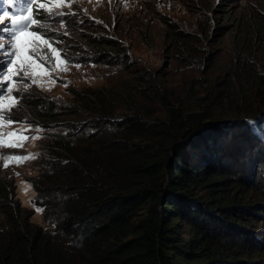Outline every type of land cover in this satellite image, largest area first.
I'll use <instances>...</instances> for the list:
<instances>
[{"label": "trees", "instance_id": "1", "mask_svg": "<svg viewBox=\"0 0 264 264\" xmlns=\"http://www.w3.org/2000/svg\"><path fill=\"white\" fill-rule=\"evenodd\" d=\"M178 1L207 19L195 33L158 15L174 63L195 54L198 33L215 42L231 28L236 60L252 33L264 35L262 10L244 17L221 0ZM90 34L95 61L130 73L125 43L101 29ZM243 63L226 66L221 85L200 84L203 92L192 87L196 77L176 90L141 71L51 100L35 116L43 131L37 173L27 177L50 227L32 220L0 174V264H264L261 180L256 172L237 180L243 161L234 171L226 159L231 130L251 135L248 118L263 106L264 81H255L256 98L235 83Z\"/></svg>", "mask_w": 264, "mask_h": 264}, {"label": "rangeland", "instance_id": "2", "mask_svg": "<svg viewBox=\"0 0 264 264\" xmlns=\"http://www.w3.org/2000/svg\"><path fill=\"white\" fill-rule=\"evenodd\" d=\"M221 2L234 6L233 10L239 16L253 17L255 11H264V0H221ZM26 3L27 0H14L11 4L8 0H0V17H3L5 12L12 15L19 14L18 9ZM40 3H44L46 8L41 10L38 19L48 23L50 30L47 35L56 41L53 44L54 48L63 50L61 56L69 61L68 71H59V68L64 66L59 57L54 61L57 70L49 72L48 65L41 64L38 58L29 60L27 55L21 54L23 59L31 65L29 72L34 74L37 83L27 81L30 85L27 89L24 88L23 83L19 85L23 98L18 103L12 99V96H19L20 92H14L11 95L5 93L2 104H0V112L5 114V119L0 120V145H2L0 146V157L28 156L29 154H34L36 157L38 142L43 131L39 124L40 120L35 117L36 114L42 108H46L51 100H68L72 89L113 87L145 71L150 77L159 79L168 88L176 90H179L181 86L192 85V78L196 77L199 80L195 81L192 87L203 92L205 88H202L200 84L212 82L221 85L223 80L221 77L224 78L226 74L225 67L233 65L238 60L245 61L243 69L246 74L241 77L242 79H236L235 83L238 87L242 84L241 88L247 92L246 97L248 95L249 98H256L255 81H264V35L261 38L259 33H252L250 44L245 42L240 47V53L237 55L240 57H237V60L234 50L239 46L240 40L233 41L231 28L222 37L214 36L212 39L215 42H210L211 38L207 40L198 33L201 42L195 54L188 56L184 63L176 61L174 63L172 52L167 48L164 26L158 19V15L163 14L168 18L178 20L186 29H192L195 33L197 26L207 19L203 16L197 19L178 0H74L70 8L54 6L50 0H38L37 5L33 7V12ZM48 9L53 13L72 11L76 15L62 17L67 25L62 29L58 23L61 17H57L56 21L46 19L44 12ZM223 23L225 21L221 20L219 24ZM230 23L226 22V24ZM9 24L10 21L5 17L0 21V28H7ZM91 29H101L102 32L115 36L125 43L131 65L135 70L128 68L130 71L128 73L126 70H120L119 67L95 61L92 56L94 51L87 43L92 37ZM141 29L148 32L146 36L148 39L141 34ZM0 36H5V33L0 32ZM253 36L260 37V39L253 38ZM8 42L7 38L0 41V43ZM41 47L45 52L49 51L46 45L41 44ZM20 63L21 60L17 58V64ZM2 64L3 60L0 59V65ZM77 64L80 65L79 69L76 67ZM12 67L15 72L16 66ZM229 72L231 73L230 70ZM8 75L11 78V74ZM66 83L67 86H65ZM11 86L16 87L15 83ZM215 91H218V88ZM262 97L261 112L254 118H248L252 134L248 135L247 129L243 127H235L231 130L226 159L232 160L234 171L240 169V161H243V168L240 172L245 176L240 177L239 173L232 175L237 180H248L256 172L257 179L261 180V190L264 192V96ZM243 105L245 103L232 106L231 112ZM9 108H11V120L19 123L7 121ZM226 118L225 120H230ZM37 127L42 131L36 132ZM16 129H30V131L9 135ZM25 137L28 138L25 139ZM33 137L38 138L33 139ZM13 142H18V146L9 147L8 145ZM34 161L35 159H29L18 163L9 160L7 161L8 166L5 167L3 166L5 160L0 159V174L14 181L17 198L23 206L33 209L32 220L49 228L50 226L42 218L41 211H37L40 207L32 203L34 191L27 181V177L37 173ZM251 167L255 169L253 172H251ZM26 184L30 185L29 188L28 186L23 187Z\"/></svg>", "mask_w": 264, "mask_h": 264}, {"label": "snow or ice", "instance_id": "3", "mask_svg": "<svg viewBox=\"0 0 264 264\" xmlns=\"http://www.w3.org/2000/svg\"><path fill=\"white\" fill-rule=\"evenodd\" d=\"M14 0H8V3H13ZM38 0H27L26 4H23L19 9L16 15H12L8 12L3 14V17H0L2 21L5 17L8 18L10 24L7 28H0V32H4L5 36H0V41L7 38L8 43H0V59L3 60V64L0 65V104H2L3 97L5 93L11 95L14 92H20L19 85L24 84V88L27 89L30 85L27 81L31 83H37L34 74H30L29 69L31 65L23 59L22 53L27 55L29 60L39 59L41 64L48 65V71H56L57 68L54 65V61L57 57L60 58L61 63L64 65L59 68V71L66 72L68 71L67 61L63 56H61L62 49H57L53 47V44L56 41H53L51 37L47 35L49 29L48 23L41 21L38 17L41 15V10L46 8L44 3H40L36 7L35 12H33L34 5H37ZM51 4L54 6H67L71 7V4L74 0H50ZM44 15L47 20L56 21L57 17H61L58 21L62 29L66 28V21L62 17L67 15H76L72 11L64 12L58 11L53 13L50 9L44 12ZM66 34V33H65ZM39 42V43H38ZM42 45H46L48 52H45ZM51 53V55H49ZM17 58L21 60L20 64H17ZM13 65L16 66L15 72H13ZM76 67L79 69L80 65L77 64ZM8 74H11V78ZM55 82V81H53ZM12 83H15L16 87L11 86ZM67 86V83L65 84ZM23 93L20 92L19 96H12V99L17 103L22 100ZM11 108L8 109V115L6 117L9 123H19L11 120ZM5 119V114L0 112V120ZM24 131H30V129H16L13 133L9 135H16ZM36 132L42 131L39 127L35 129ZM28 137H25L27 139ZM38 137H33L36 139ZM2 146V145H0ZM9 147L18 146V142H13L8 145ZM22 146V144H20ZM0 159L5 160L3 166L7 167V161L12 160L14 162L22 163L29 159H35L34 154H29L28 156H16V157H0ZM27 191V189H25ZM37 211H42V209H37Z\"/></svg>", "mask_w": 264, "mask_h": 264}, {"label": "clouds", "instance_id": "4", "mask_svg": "<svg viewBox=\"0 0 264 264\" xmlns=\"http://www.w3.org/2000/svg\"><path fill=\"white\" fill-rule=\"evenodd\" d=\"M30 183V182H29ZM31 185V184H30ZM29 184H26V185H23V187H25V186H28V188H29V186H30ZM32 187V186H31ZM33 189V188H32ZM34 191V190H33ZM34 195H35V192H34ZM34 197V196H33ZM21 202V201H20ZM33 203V202H32ZM22 204V203H21ZM34 205V204H33ZM35 206V205H34ZM25 207H27V206H25ZM38 207V206H37ZM27 208H29V207H27ZM32 209V208H31ZM40 209H42L41 207H40ZM33 210V209H32ZM41 214H42V211H41ZM39 224H41V223H39ZM42 225V224H41Z\"/></svg>", "mask_w": 264, "mask_h": 264}]
</instances>
